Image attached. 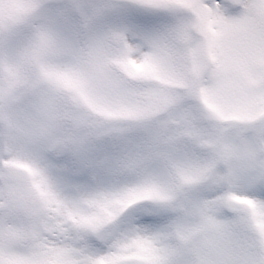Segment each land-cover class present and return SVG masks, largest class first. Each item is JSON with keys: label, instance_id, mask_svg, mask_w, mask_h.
Returning <instances> with one entry per match:
<instances>
[{"label": "snow or ice", "instance_id": "1", "mask_svg": "<svg viewBox=\"0 0 264 264\" xmlns=\"http://www.w3.org/2000/svg\"><path fill=\"white\" fill-rule=\"evenodd\" d=\"M0 264H264V0H0Z\"/></svg>", "mask_w": 264, "mask_h": 264}]
</instances>
